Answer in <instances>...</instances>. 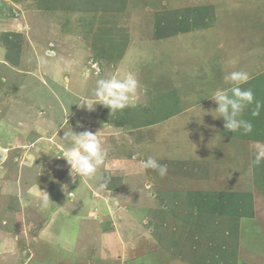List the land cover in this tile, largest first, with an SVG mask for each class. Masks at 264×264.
<instances>
[{
	"label": "rangeland",
	"instance_id": "obj_1",
	"mask_svg": "<svg viewBox=\"0 0 264 264\" xmlns=\"http://www.w3.org/2000/svg\"><path fill=\"white\" fill-rule=\"evenodd\" d=\"M184 1L173 0L172 5ZM207 2L211 4L203 0ZM165 3L0 0V244H12V264H177L135 229L124 233L125 242L115 240L112 231L125 229L118 221H129L124 214L132 216L136 211L131 206L136 202L134 192L140 188L137 183L141 179L120 177L118 183L110 181L106 189L100 190L106 171L98 170L91 180L77 177L73 181L70 166L60 157L71 147L63 132L72 128L75 132H97L108 152L106 162L116 155L124 159L134 156L139 163L146 160L147 145H140L138 152L132 144L147 141L148 134L140 138L133 133L123 138L126 130L112 127L110 112H98L97 106L87 111L77 102L79 98H92L97 81L94 75L99 68L101 71L106 64L110 67L122 63L128 40L135 30L139 31L132 29L134 17L162 9ZM80 54L79 61L69 63ZM84 61L93 74L89 70L82 74L77 65ZM145 61L146 66L148 58ZM175 71L182 69L177 66ZM82 77L87 81L80 87L75 81ZM105 77L102 74L99 79ZM262 80L264 84V76ZM68 81L70 91L79 98L68 100L73 95L61 87ZM174 87L170 79L152 87L151 92L147 90L148 95L156 93L157 98L141 108L140 121L149 123L174 115L180 108L174 100L176 93L170 90ZM148 95L144 94V101ZM138 111L127 115L126 125L133 123ZM159 142L156 145L163 146L162 140ZM257 166L258 175L264 178V163ZM256 186L261 205L257 221L242 236L243 264H264V184ZM42 191L51 201L46 209L41 207ZM56 218L65 222L62 229H57ZM132 218L146 228L142 219Z\"/></svg>",
	"mask_w": 264,
	"mask_h": 264
},
{
	"label": "crops",
	"instance_id": "obj_2",
	"mask_svg": "<svg viewBox=\"0 0 264 264\" xmlns=\"http://www.w3.org/2000/svg\"><path fill=\"white\" fill-rule=\"evenodd\" d=\"M164 1L162 9L134 17L132 29L140 32L135 30L128 40L122 63L110 67L106 64L104 70L99 68V75H94L98 80L102 74L105 78H123L125 71L135 73L140 84L137 95L129 107L112 114L110 124L116 131L126 130L123 138L133 133L140 138L148 134L147 141L132 145L138 152L147 145L145 158L152 156L168 166L164 177L152 169L136 174L134 169L140 163L133 160L134 156L124 159L116 155L99 169L101 173L106 171L112 182L118 183L120 177L142 180L136 182L140 188L135 190L136 202L131 206L136 211L132 216L124 214L128 222L119 218L124 230L116 228L112 232L115 240L124 242V233L133 229L137 234L144 233L154 249L177 264H243L242 236L257 221L261 200L256 185L264 184L257 171L260 167L253 163L252 148L257 141L264 143V0H209L211 4L187 0L179 6L172 5L173 0ZM82 54L69 63L79 61ZM77 66L84 75L94 73L85 61ZM177 66L182 72L175 71ZM234 70L249 73L250 80L241 87L251 89L262 105L259 115H253L255 103L242 114L253 125L248 134L224 129L223 119L215 118L218 105L210 99L216 89L230 87L224 77ZM86 78L75 82L81 87ZM170 79L175 85L170 90L176 93L174 100L180 108L174 115L143 123L141 108L157 98L156 93L148 95L147 90L151 92L152 87ZM63 84L58 86L73 95L68 100L79 98L70 91L69 81ZM144 94L148 95L146 101ZM96 106L98 112H110L102 105ZM135 109L139 111L133 123L126 125L127 115ZM161 140L163 146L156 145ZM134 216L142 219L146 228L133 222ZM55 222L57 229L65 225L64 221ZM2 244L0 264H12V244Z\"/></svg>",
	"mask_w": 264,
	"mask_h": 264
},
{
	"label": "clouds",
	"instance_id": "obj_3",
	"mask_svg": "<svg viewBox=\"0 0 264 264\" xmlns=\"http://www.w3.org/2000/svg\"><path fill=\"white\" fill-rule=\"evenodd\" d=\"M99 75V70H97ZM250 80V75L246 71L234 70L224 77V82L230 85L227 89L218 88L212 95L213 100L218 107L214 110L218 115L216 119L222 118L224 129L232 133L242 131L244 134L251 133L253 125L250 121L243 118L242 114L245 108L253 103L256 105V112L253 115H259L261 102L255 100L254 93L251 89H244L241 85ZM139 81L132 71H125L123 78L111 76L100 78L96 81V87L93 90L92 99L84 97L80 100L79 106L87 111H94L96 105H102L110 110V114H115L129 107L137 95ZM63 138L71 145L63 152V157L70 166L69 175L73 181L79 178L94 179L98 170L105 165L108 156L104 148L102 138L96 133L85 130L75 132L72 128L70 131L63 132ZM255 153L253 163L260 165L264 162V143L255 142L252 145ZM147 169L158 172L161 177L168 173V166L161 164L157 158L149 156L142 160L139 166L134 169L136 174H141ZM104 182L99 184V189L107 188L111 177L103 178ZM42 208H47L50 204V198L47 192L42 191L40 195Z\"/></svg>",
	"mask_w": 264,
	"mask_h": 264
},
{
	"label": "bare ground",
	"instance_id": "obj_4",
	"mask_svg": "<svg viewBox=\"0 0 264 264\" xmlns=\"http://www.w3.org/2000/svg\"><path fill=\"white\" fill-rule=\"evenodd\" d=\"M68 187V186H67ZM124 219V218H123ZM128 222V221H127ZM132 234H134V232H132ZM49 236V238L51 239V236H52V234L51 235H48Z\"/></svg>",
	"mask_w": 264,
	"mask_h": 264
},
{
	"label": "trees",
	"instance_id": "obj_5",
	"mask_svg": "<svg viewBox=\"0 0 264 264\" xmlns=\"http://www.w3.org/2000/svg\"><path fill=\"white\" fill-rule=\"evenodd\" d=\"M143 122V121H142Z\"/></svg>",
	"mask_w": 264,
	"mask_h": 264
}]
</instances>
